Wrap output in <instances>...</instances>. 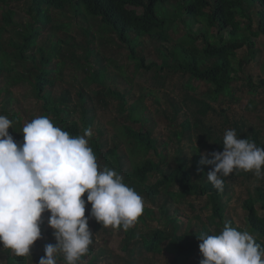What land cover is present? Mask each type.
<instances>
[{
  "label": "trees",
  "instance_id": "1",
  "mask_svg": "<svg viewBox=\"0 0 264 264\" xmlns=\"http://www.w3.org/2000/svg\"><path fill=\"white\" fill-rule=\"evenodd\" d=\"M19 4L27 19L14 22ZM56 13L65 15L68 22L53 23ZM88 21L92 24L86 25ZM177 25L184 34L172 38L171 30ZM74 26L84 41L71 35ZM193 26L198 27L196 32L191 30ZM42 28L49 33L40 41ZM258 37L264 38V0H0V95L9 96L11 87H29L37 113L28 116L27 122L46 116L72 136L83 135L90 128L89 146L100 169L117 171L144 201L142 215L127 231L104 228L89 219L93 243L87 253L92 258L86 264H98L105 254L103 247L114 234L121 237L119 252L125 264H136L143 254L163 252L169 253L168 264H187L197 256V237L219 234L225 223L249 232L264 249V177L242 170L230 174L246 184L241 190L240 211L230 215L229 201L240 190L228 177L223 191L215 189L206 176L211 165L197 171L200 154L223 150L221 133L228 129L264 148L261 131L245 120L221 115L217 128L208 119V113H217V103L233 97L236 80H247L250 95L264 91V77L252 81L250 75H238L248 59L255 57ZM148 44L154 46L158 61L145 65ZM244 48L246 58L240 59L237 52ZM126 61L134 73L155 68L153 78L157 80L171 76L181 80V99L165 94L169 109L159 118L166 123L167 132L159 139L152 136L144 97L133 98L130 89L119 91L108 84L109 67L123 76ZM69 64L80 70L72 78V87L63 76ZM261 67L264 69V63ZM202 84L205 90L197 93ZM12 100L5 97L0 103V115L12 121L8 133L19 142L24 118L9 110ZM104 110L122 117L110 119V130L97 123L98 112ZM86 197L87 193L82 199ZM195 201H199L198 210ZM180 202L192 216L177 214ZM90 209L86 203V217ZM234 215L242 216L240 225L233 221ZM160 220L163 228L148 223ZM44 226L42 222L41 229ZM98 232L104 235L97 244ZM41 237L45 245L55 244L53 230H45ZM201 258H196V264ZM2 262L28 264L26 256H14L0 247Z\"/></svg>",
  "mask_w": 264,
  "mask_h": 264
},
{
  "label": "clouds",
  "instance_id": "2",
  "mask_svg": "<svg viewBox=\"0 0 264 264\" xmlns=\"http://www.w3.org/2000/svg\"><path fill=\"white\" fill-rule=\"evenodd\" d=\"M11 125L0 115V247L17 257L29 256L41 238L42 214L48 212L55 244L44 246L38 264H57L58 256L64 264H82L93 243L89 219L113 230L135 225L144 210L143 198L117 171L100 169L89 146L90 128L72 136L40 116L23 126L20 143L9 135ZM222 148L200 154L198 162V172L214 166L206 176L215 189L223 191L224 178L238 170L264 177V148L240 139L234 129L225 132ZM86 203L91 205L88 217ZM197 238L199 264H264V249L254 236L228 223L219 234Z\"/></svg>",
  "mask_w": 264,
  "mask_h": 264
},
{
  "label": "rangeland",
  "instance_id": "3",
  "mask_svg": "<svg viewBox=\"0 0 264 264\" xmlns=\"http://www.w3.org/2000/svg\"><path fill=\"white\" fill-rule=\"evenodd\" d=\"M14 12L16 15L13 18L14 22H17L19 20H26V14L22 9H20L19 6L14 9ZM57 14V13H56ZM63 16V17H62ZM68 22L65 15L58 13L57 17L53 19V23H61V22ZM176 24H179L178 21L175 22ZM92 21H88L86 25H91ZM178 27H175L171 30L172 38L180 37L184 34V30L180 25H177ZM76 26L72 27L70 29V33L72 36L75 37V40L77 41H84L80 35V31L75 28ZM41 31L40 41L44 40V37L47 36L49 33L47 29ZM191 30L193 32H196L198 30L197 26L191 27ZM95 35L98 37V33L95 29ZM256 43V54L254 58L248 59L247 65L244 66L243 72H238L239 76H251V80L255 81L258 77H264V69H262L261 64L264 63V38L258 37L254 40ZM108 43V42H107ZM75 50V48H73ZM79 52V50H77ZM247 53V50L244 48L237 52V57L240 59L246 58L245 55ZM145 54V65H149L150 63L154 61H158V57L156 52H154V46L151 44L146 46L144 50ZM114 59H120L123 57L115 56ZM249 58V57H247ZM124 69H123V76L119 74V71L115 68L109 67V74L110 79L108 80V84L112 86L113 88H116V90L122 91L123 88L130 89L131 97L135 98L136 96H143V104L147 108V116L151 119L150 125L153 127V133L152 136L154 138H160L163 137L164 134L167 132V125L164 121H162L159 116H161V112H164L169 109V107H166V100H165V94L168 93L171 98H180L182 95L179 93V88L181 86V80L178 76L175 77H169L166 81L164 80H157L153 78V72L154 69L150 71L146 70H138L136 73L133 72L131 68V64H129L127 61L126 63L123 62ZM80 70L77 67H74L73 65H70L66 67L63 70V76L64 80L66 82H69L72 85L74 84V80L72 79L74 75H79ZM124 77H127L130 79H124ZM200 86L199 92H203L205 90V86ZM0 84V88H1ZM233 97L228 98L224 103H217L216 107V114L208 113V119L212 122V125L220 128L222 123V117L221 115H225L229 117L230 119H236V120H245V122L249 125H252L253 127L259 129L261 131V137L264 139V91L257 90V93L250 95L249 89L247 87V80H236L233 85ZM148 93L150 95H148ZM5 97L12 98L11 105L9 107V110L19 114L20 117L24 118L22 120L23 126L27 123V117L36 114V101L33 99L29 87L26 86H15L10 88V95L6 96L3 92H1L0 95V103L4 102ZM130 97V98H131ZM253 101V104L250 106L251 102ZM112 105H116V101H112ZM109 108L112 109V106H109ZM224 110V112L222 111ZM112 117H116L119 119H122V117L116 116V113H112L104 110L99 111L97 114V123L99 126L104 127L108 130H110L109 121ZM224 135L225 133H221V135ZM20 143L23 142V135L21 131V139L19 140ZM214 167V166H213ZM228 181H230L234 187L238 188L240 190L239 193H236L234 196L231 197L229 201V209L230 215H232L233 211H240L241 207V199H242V188L246 185L244 183V179L242 178H233L228 176ZM199 201H195L194 206L196 210H198L199 206L197 205ZM186 213L189 216H192V212L188 210L187 205L184 202H180L178 206V215ZM49 213L45 212L42 214V219L44 222V227L41 229V233L45 232V230H52L47 225V220L49 217ZM86 217V216H85ZM242 216H233V221L240 225V220ZM152 226L156 228H163L164 222L163 220H160L159 222L152 221L148 222ZM88 227L90 231H92V227L90 226V222L88 223ZM168 229L170 230V227L167 225ZM97 234V233H96ZM97 244L101 241L103 238L104 233L97 234ZM45 238L41 237L36 242H34L33 246L30 249V254L27 257L28 264H38L39 259L44 255V246H45ZM107 246L103 247L105 249V254L103 256H100L98 259V264H125L124 259H122L120 254V245H121V237L114 234L112 235L108 241ZM98 248V247H97ZM96 248V250H97ZM95 250V251H96ZM95 254V252L93 253ZM144 256L141 258H138L136 261V264H168L169 260V253L163 252L161 255H151V254H143ZM197 257H200L199 250L197 251V256L191 258L187 264H196ZM92 255L88 254L86 255L85 260L82 261V264H86L89 260H91ZM4 264V262L0 263ZM57 264H64L63 260H57Z\"/></svg>",
  "mask_w": 264,
  "mask_h": 264
}]
</instances>
